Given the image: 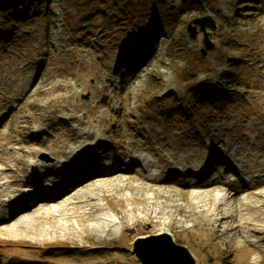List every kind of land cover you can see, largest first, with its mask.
Instances as JSON below:
<instances>
[{
  "label": "rangeland",
  "instance_id": "rangeland-1",
  "mask_svg": "<svg viewBox=\"0 0 264 264\" xmlns=\"http://www.w3.org/2000/svg\"><path fill=\"white\" fill-rule=\"evenodd\" d=\"M29 1L0 12V185L22 202L28 189L47 190L69 172L71 179L86 152L92 167L72 187L65 180L57 199L42 192L14 221L82 191L96 196L82 205L92 219L99 209L134 219L125 216L123 235L98 251L89 250L94 235L77 229L70 242L84 241L87 253L44 250L46 242H64L39 235L37 244L1 248L38 253L44 264H140L133 245L167 222L198 264H264V198L257 195L264 193V0H166L155 15L150 4L158 0H123L128 14L117 11V0ZM202 19L213 27L193 24ZM115 160V172L91 174ZM210 160L205 175L177 172ZM98 184L108 189L91 192ZM196 190L204 192L200 203ZM219 191L225 219L209 223Z\"/></svg>",
  "mask_w": 264,
  "mask_h": 264
},
{
  "label": "bare ground",
  "instance_id": "bare-ground-1",
  "mask_svg": "<svg viewBox=\"0 0 264 264\" xmlns=\"http://www.w3.org/2000/svg\"><path fill=\"white\" fill-rule=\"evenodd\" d=\"M91 137H92L91 134H87L84 136L86 140H91ZM96 145H98V143ZM87 156H88V152H86L77 159L79 165L81 164L80 166L82 168L78 170L77 172L78 174L75 173V175L71 177V179L73 180L70 182L72 183L70 187L76 185L77 179L85 176L84 169L92 165L89 164V161H91V159L90 157L86 158ZM118 161L120 160L113 161L111 165L109 163L108 166H105L107 168L104 167L102 168V166L98 167L96 168V170L91 171V174L93 176H97L98 178L107 176L113 171L115 172L116 170H118V165H119ZM129 161H130L129 167L126 169L128 171L132 170L136 166L137 160L131 159ZM148 162L150 165L151 162L150 161ZM211 164L212 161L210 160L207 167L202 166L200 168L190 169L188 167L182 166L177 169V172L181 175H189L190 173L191 174L195 173V175L198 174L205 175L209 167L212 168ZM59 169L60 170L58 171L62 172L65 169L67 170L68 168L61 166ZM69 173H66L63 176L62 181L54 182L55 184H53L52 186L49 185L46 188L47 190L41 189L40 192L38 191L31 192L29 189L28 190L24 189L23 192L26 190L25 196L27 197V199H25L22 202L13 198L12 192H10L8 189L9 186H7L6 184H3L4 186L0 185V209L2 207L8 208V211L5 212L4 214L0 213V258L2 259V264H44V261H42L41 258H39L40 255L38 253L31 254V252H19L14 255L12 253H9L8 250L1 248L3 246L2 244L7 242L14 244L17 243L20 244L25 242L29 244L28 240H30V242L36 243L37 236L39 235L43 237V240H48L49 242L50 241L64 242L63 244H58V245L54 244V246L46 242L42 245L44 246L42 247L44 250H48L49 248H52L53 250H55L56 248H62V250L66 249L74 253L78 251L80 254L81 253L84 254L87 253L86 251L87 246L85 245L86 243H84V241H82V243L79 244V246L71 243L73 242L71 241L72 239L71 236H73L76 233L75 229L81 232H86L88 230L94 235V237L90 238L94 246L88 245L90 246L89 250L91 252L102 249L103 244H110L113 238H118L123 235L124 217L127 216L133 220L134 219L133 213L126 214L127 212H125V214L120 217L119 215L114 213H107V212L100 213V211H103V209H99L98 217L96 218L94 217L92 219L93 217L92 212L88 210L82 211L83 204H88L87 206H91L90 202L93 199L96 200L95 198L96 196L88 195L87 191L79 192L73 195L72 197L65 199L62 204L56 205L52 208H48L44 211L36 212L33 215L24 216L20 218L18 221H14L16 216L20 215L23 212V210L25 212L32 211L31 209L37 203L38 198L41 197L42 192L45 191V193H47V195L50 196L48 199H54V200L57 199V196L53 197V195L59 193L60 191H63V188L64 187L67 188L68 187L67 185L70 184L67 183L66 185L64 182L65 180H67L66 182H69L71 180L70 177H68ZM153 175L160 176V171L159 170L152 171L151 176ZM156 180L158 179L151 178V181H156ZM235 180L236 179L234 177H231L228 183L234 182ZM107 187L108 186H106L105 184H98L95 188L92 189L91 192L106 191L108 189ZM193 188L204 189V185H194ZM208 195H210V192ZM257 195L260 196L261 198H264V193H259ZM193 196L200 203L202 197L204 196V192H202L201 190H196L193 193ZM215 196H216L215 197L216 202L214 208L210 212V217L208 220L209 223H218L222 219H225L223 217H220L219 210L222 207L228 206L227 197L225 194L222 193V191L216 192ZM152 199L154 200V198ZM26 201L27 203H25ZM155 217H157V215H155ZM90 220H94L95 223L87 226L86 223L89 222ZM167 225H168L167 222H164L163 224L159 225L158 232L155 235L160 236L164 234H170L175 239L171 229ZM38 226L40 227L39 231H37ZM73 226H75L74 229L72 228ZM249 226L250 224L246 222L244 225L240 227L243 230V233L245 234L244 237H247V235L249 234L248 231ZM129 229L136 230L135 226L133 227L131 226V228ZM232 231L233 230L225 229V231L223 232L225 235H228V233ZM256 243H258V241H254L253 245H255ZM29 245H32V243ZM55 252L59 253L57 251ZM93 255H96V252H94ZM49 264H53V263L49 262Z\"/></svg>",
  "mask_w": 264,
  "mask_h": 264
},
{
  "label": "water",
  "instance_id": "water-1",
  "mask_svg": "<svg viewBox=\"0 0 264 264\" xmlns=\"http://www.w3.org/2000/svg\"><path fill=\"white\" fill-rule=\"evenodd\" d=\"M28 0H0V12L18 10L25 6ZM202 30L208 24L207 20H195ZM194 28L189 27L190 38L195 36ZM134 255L140 264H198L191 252L184 246L177 245L170 234L139 238L133 245Z\"/></svg>",
  "mask_w": 264,
  "mask_h": 264
},
{
  "label": "trees",
  "instance_id": "trees-1",
  "mask_svg": "<svg viewBox=\"0 0 264 264\" xmlns=\"http://www.w3.org/2000/svg\"><path fill=\"white\" fill-rule=\"evenodd\" d=\"M35 1H37V0L29 1V2H28V5H32L33 2H35ZM193 1H194V0H187V2H188L189 4L192 3ZM163 2H167V1H166V0H158V1H154L152 4H150V6L153 7V9H154V15L158 12V9H156V6H157L158 4H164ZM117 3H118V6H119V9H117V11L119 12V11L123 10V13L125 12V14H128V11H130V10H128V9L126 8L127 3H124L123 0H117ZM179 3L182 4L183 2H179ZM26 4H27V3H26ZM42 4H44V2H43ZM174 4H177V2H175ZM187 6H188V4H187ZM112 8H115V7L113 6ZM121 8H123V9H121ZM153 9H149L147 12L153 11ZM168 9H171V8H168V7H167V10H168ZM162 11H165V9L162 10ZM172 11H173V10H172ZM149 14H151V13H146L145 16H147V15H149ZM167 16H169V15H167ZM131 17H134L136 21H139V15H134V13H132V14H131ZM127 18H128V17H127ZM164 27L167 28V27H169V25H165V24H164ZM162 29H163V28L161 27L160 30H162ZM155 40H156V39H153V40L151 41L152 43H148V45L151 44V47H150V48H153L154 44L156 43ZM149 52H150V50H148V51H146V52H142V53H140L141 59L144 60V59L146 58V56H148V53H149ZM227 79H228V78H227ZM227 79L223 78V79H221V80H222L221 82H223L224 84H227V81H226Z\"/></svg>",
  "mask_w": 264,
  "mask_h": 264
}]
</instances>
